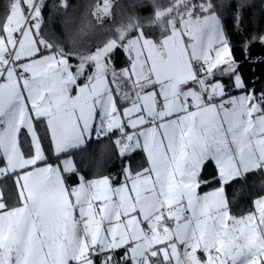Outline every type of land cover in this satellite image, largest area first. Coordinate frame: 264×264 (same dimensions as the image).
I'll return each instance as SVG.
<instances>
[{"label": "snow or ice", "instance_id": "snow-or-ice-1", "mask_svg": "<svg viewBox=\"0 0 264 264\" xmlns=\"http://www.w3.org/2000/svg\"><path fill=\"white\" fill-rule=\"evenodd\" d=\"M45 7L9 0L0 22V264H264V195L236 215L226 191L264 174V90L215 0H152L75 57L45 38ZM94 133L115 137L119 174H82Z\"/></svg>", "mask_w": 264, "mask_h": 264}, {"label": "trees", "instance_id": "trees-1", "mask_svg": "<svg viewBox=\"0 0 264 264\" xmlns=\"http://www.w3.org/2000/svg\"><path fill=\"white\" fill-rule=\"evenodd\" d=\"M156 2L167 4L169 0H156ZM8 3L9 0H0V22L7 11ZM45 3L42 28L45 38L59 44L74 57L87 54L113 38L115 29L127 22L129 16L146 18L152 11V0H110L113 4V15L101 21L97 19L96 12L102 0H68L69 6L66 9L61 7L62 0H45ZM215 3L219 6L218 11L228 30L233 55L242 64L240 71L248 88L264 90V44L252 43L248 49L250 57L245 59L246 42L264 36V0H215ZM237 14L243 16L239 26L235 23ZM152 31L155 32L156 29L153 28ZM116 61L118 68L125 66V54L118 52ZM70 62L75 63L77 59L72 58ZM224 80L228 82L226 77ZM114 139L115 137L93 136L85 151L75 153L78 161L84 160L81 171L86 179L104 175L115 176L121 172L122 165L126 161L117 154V148L113 144ZM130 159L134 169L146 166L143 152L138 151ZM208 172L214 174L213 165H209ZM75 183L77 177L73 176L69 184ZM217 186L213 183L200 191L207 192ZM226 191L231 201V212L236 215L245 214L253 209V200L264 195V174L250 175L247 181L243 182L242 187L241 182H237Z\"/></svg>", "mask_w": 264, "mask_h": 264}, {"label": "crops", "instance_id": "crops-1", "mask_svg": "<svg viewBox=\"0 0 264 264\" xmlns=\"http://www.w3.org/2000/svg\"><path fill=\"white\" fill-rule=\"evenodd\" d=\"M232 94H233V95H240V94H242V93L239 92V91H236V90H235V91H232ZM93 136H96V134L94 133ZM101 177H102V176H101ZM95 178H99V177H95ZM95 178H91V179H95ZM209 191H210V190H209ZM207 192H208V191H207ZM201 193H203V192H201ZM252 210H253V209H252ZM252 210H251V211H252Z\"/></svg>", "mask_w": 264, "mask_h": 264}, {"label": "built area", "instance_id": "built-area-1", "mask_svg": "<svg viewBox=\"0 0 264 264\" xmlns=\"http://www.w3.org/2000/svg\"><path fill=\"white\" fill-rule=\"evenodd\" d=\"M99 259H100V258H96L97 264H99Z\"/></svg>", "mask_w": 264, "mask_h": 264}, {"label": "rangeland", "instance_id": "rangeland-1", "mask_svg": "<svg viewBox=\"0 0 264 264\" xmlns=\"http://www.w3.org/2000/svg\"><path fill=\"white\" fill-rule=\"evenodd\" d=\"M77 62H78V61H77ZM77 62H75V63H74V62H73V63L70 62V63H71V64H76Z\"/></svg>", "mask_w": 264, "mask_h": 264}]
</instances>
